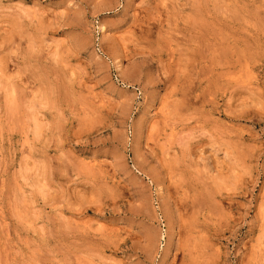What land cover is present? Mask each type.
<instances>
[{"label": "rangeland", "instance_id": "1", "mask_svg": "<svg viewBox=\"0 0 264 264\" xmlns=\"http://www.w3.org/2000/svg\"><path fill=\"white\" fill-rule=\"evenodd\" d=\"M0 264H264V0H0Z\"/></svg>", "mask_w": 264, "mask_h": 264}]
</instances>
